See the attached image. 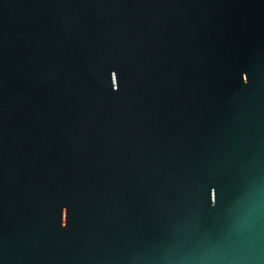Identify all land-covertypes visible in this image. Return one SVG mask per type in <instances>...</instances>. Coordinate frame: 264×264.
Wrapping results in <instances>:
<instances>
[{
	"label": "water",
	"instance_id": "1",
	"mask_svg": "<svg viewBox=\"0 0 264 264\" xmlns=\"http://www.w3.org/2000/svg\"><path fill=\"white\" fill-rule=\"evenodd\" d=\"M0 264H264V0H0Z\"/></svg>",
	"mask_w": 264,
	"mask_h": 264
}]
</instances>
